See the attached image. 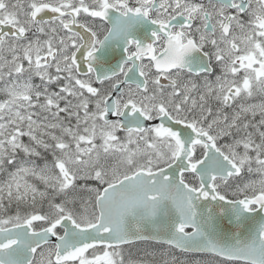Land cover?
Masks as SVG:
<instances>
[{
  "label": "snow or ice",
  "instance_id": "6c2138e0",
  "mask_svg": "<svg viewBox=\"0 0 264 264\" xmlns=\"http://www.w3.org/2000/svg\"><path fill=\"white\" fill-rule=\"evenodd\" d=\"M0 264H264V0H0Z\"/></svg>",
  "mask_w": 264,
  "mask_h": 264
}]
</instances>
